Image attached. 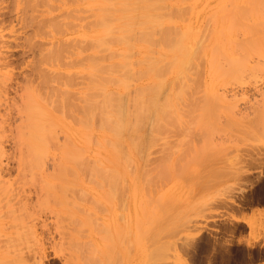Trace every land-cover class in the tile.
<instances>
[{
	"label": "rangeland",
	"instance_id": "rangeland-1",
	"mask_svg": "<svg viewBox=\"0 0 264 264\" xmlns=\"http://www.w3.org/2000/svg\"><path fill=\"white\" fill-rule=\"evenodd\" d=\"M164 1L153 14L167 33L146 29L157 39L184 36L191 57L159 41L150 48L140 40L144 26L125 30L123 43L98 45L101 0H0V264H264V0ZM110 3L113 19L148 12L146 0ZM49 13L72 24L64 39L76 56L65 49L58 63L48 26L45 36L37 32ZM81 39L86 51L77 54ZM114 50L121 55L112 60ZM152 59L164 71L161 99L176 101L143 153L128 138L116 144L102 121H81L78 107L63 112L66 102L83 105L85 92L99 103V88L132 98L157 82L146 71ZM93 62L104 73L93 74ZM107 77H126L128 89ZM27 93L37 107L30 112L54 116L44 147L25 142L34 133ZM69 154L78 160L62 174ZM22 155L34 164L19 172Z\"/></svg>",
	"mask_w": 264,
	"mask_h": 264
},
{
	"label": "bare ground",
	"instance_id": "bare-ground-1",
	"mask_svg": "<svg viewBox=\"0 0 264 264\" xmlns=\"http://www.w3.org/2000/svg\"><path fill=\"white\" fill-rule=\"evenodd\" d=\"M153 1L154 0H150V1L146 0V2H148V3L145 5V7H143V9L148 10L147 14L140 13L142 11V10H140V12H139L140 14L138 13L139 14L138 17H137V13H129V14L124 13L119 18L117 16H115L114 19H113L112 18V14L109 11V8L111 6L110 0H101V4H102V7H103V10H102V13L100 15V20H98V22H96V24H98V28H99V30L96 32V42H97V44L98 45H103V44L106 45V42L109 43V44H112V42L114 43L116 41H118V43H123V42H121V39L124 36L125 30L129 31L130 33H133L135 31V27L140 28V27L144 26L143 29L141 28V31H142L143 35L141 36L140 40L141 41L143 40L144 43H146V44L150 43L149 44L150 48H151V45L154 46L153 43H157L159 41V43L163 44L161 46L165 45L168 49L173 48V49L177 50L180 53L181 57H185V58L191 57L193 55V51L186 44V39L184 38V36H181V38L179 37L178 40L180 42H178L177 39L176 40L172 39V37H170L171 35L169 33L168 34H162L163 36H161V33H160L161 31L159 29H161L162 32H164V30H165V32L167 33V28H165V29L161 28L162 27V25H160L161 21H157L156 16L153 14V12L162 9L165 5L162 4V3H159L160 1L158 2V0L155 1V3L157 2L156 4H154ZM162 2H165V1L162 0ZM160 4L163 5V6L162 7L159 6ZM60 9H63V7H61ZM49 14L51 16L50 17H46V19H45L47 23H45V21H43L42 22L43 29H41V27H39L37 32L40 33V34L43 33L44 36H45L46 35L45 32H46V29H47V26H48V29H50V31H47V35L49 36L50 45L53 46V47L51 46L53 49H54V47L55 48L57 47L55 49L56 52H53V50L50 51L51 52L50 53V59L52 61L54 60V61H56V63H58L57 61H60L63 58L62 52L65 49L67 50V49H70L72 47V46L70 47V40L68 38L64 39V37L68 34V28L70 29L72 24L68 23L67 21H66L67 23L65 22V23L62 24L61 22H58L57 16H55V15L53 16L52 13H49ZM140 16H142V17H140ZM128 18H130V19L126 23V26H123V23L125 21H127ZM59 20H61V19H59ZM56 22H58L59 24L56 23ZM63 25H64L65 29H63ZM121 26L123 27V30L121 32H117L116 30H114L116 27H121ZM149 26H155V27L159 26L157 28L160 31L159 32L160 35H159V33H157V34L159 36H161V37L158 36V39L155 37L156 40H155V38H152V35H155V34H153L154 32L152 33L150 31H147L146 28H148ZM107 38L109 40H110V38H112V39H115L116 41L115 40L114 41L111 40L112 42H110L109 40L108 41L106 40ZM182 39H183L184 43H183ZM81 40H82L81 43L79 42V46L80 47L78 46L80 52H78L77 54H80V53L83 54V52L86 51L85 50L86 49V44H85L86 40L85 39H81ZM154 40L156 42H154ZM87 42H89V41H87ZM81 44H82L83 47L81 46ZM153 46H152V48H153ZM109 47H110V45H109ZM52 48H50V50ZM161 49H163V48H161ZM108 50H109V48H108ZM117 50L116 51L114 50V53H112V56H111L112 60L118 59L120 57L121 54H120V52L118 53ZM172 50H169V51H172ZM47 51H48V48H47ZM68 51L71 52V50H67V52H65V54L68 55ZM77 51H78V48H77ZM151 51H153V50H151ZM116 52H117V54H116ZM154 52H152V53H154ZM195 52H196V50H195ZM43 53H45L44 50H43ZM75 53H72L73 57H74V55L76 56ZM47 55H49V54L47 53ZM47 55L42 57V58L48 57ZM64 57H66V55H64ZM69 57H72L71 54L69 55ZM69 57L67 56L68 59H69ZM159 57H160V55H159ZM161 57H164V56H161ZM45 59H42V60H45ZM68 59L64 58V61H66ZM183 60H189V59H183ZM143 62H145V61H143ZM153 62H154L153 59H152V61L151 60L147 61L145 66H146V71L151 73L153 76H156V79H157L156 81L157 82H155V80H154L153 82L147 84L146 86L141 87L140 89H138L136 94L134 96H132V98H131L130 94H129V96H128V94L126 95L125 91L122 92L121 94H117V93L112 94L113 92L109 93V91H107L106 87H104L102 89L99 88V87H96V89L99 88L100 91H102V92H100L99 89H98V93L99 92L102 93L101 96L103 97V99H102L100 94H99L100 98L99 97H97V98L102 99L99 103H98V101L93 100L94 98L92 99V102L88 101L87 97L89 98V96H88L87 92H85L86 93V97H85L86 99L84 98V96H85L84 93H82V94H84V96L80 95V97L83 96V100H86L87 102L85 101V103H84V101H82L83 105L79 104V106H77V105H73L72 106L73 101H72V103H67L66 102L67 105H65V107L64 106L62 107L63 112H65L67 109H70L75 114V112H77V110H82V112H81L82 113V119H80L81 121H84L86 124L88 123L89 120L90 121L94 120V118H96L98 123L100 121L99 124H101V121H102V123H103L102 126L106 127V129L109 130V131H113L115 136H116V138L119 140L118 142H116V144H119L120 141L123 138L124 139L128 138L130 140V142L133 144L134 150L137 153H143L144 150H145L144 146L151 143L150 141L153 138V136L152 137L150 136L151 133L153 131H156V130L160 129L159 127H164V126L166 127L165 124L167 123V117L169 116L168 109L169 108L170 109H174V102L176 101L175 95L173 97L169 98V99H167L166 97L164 99H161L162 94L164 92H166V90H167V85H166L165 81L164 80H159V79H161L160 74L164 73V71L160 70V74H159V72L155 69V67H156V65H154L155 62L154 63ZM45 63H46V61H45ZM47 63H48V61H47ZM56 63H55V66H56ZM93 65L88 67V68H92ZM114 65L117 68L119 66V62H116V63L114 62ZM52 66H51V68H54V64ZM94 67L95 68L91 69V70L94 69L93 70L94 71L93 74H96L98 72L99 73H104L103 70H102V65L101 64H99V63L95 64ZM178 68H180V67L178 66ZM85 69H87V68H85ZM91 72H90V74H91L92 77H89V78H93L92 81L98 80L97 82H100V80H99L100 78L93 77V74ZM154 73H155V75H154ZM69 74L71 75V73H69ZM69 74H68V76H69ZM88 74L89 73H87V75ZM126 77H130V76L126 75ZM126 77H124L123 79L122 78H116V77H114V78L111 77V79H110L109 77H107L106 78V82H108V83L110 82L112 84V80H114V81L117 80L115 83L116 84L118 83V85L121 87L122 90L123 89L127 90L128 89L127 88L128 79ZM115 83H113V84H115ZM64 86H67V85L64 84L62 87H64ZM55 88H56V90L55 89L54 90L57 91L58 88L57 87H55ZM66 89L67 88L65 87L63 92H67V91H65ZM67 90H69V89H67ZM58 92H62V91L58 90ZM146 92L149 93V95H150L149 97H145V98L139 97L140 95H144ZM68 93L67 94L64 93L67 96H65L63 93L62 94L66 98H69V96H72V95H70V93H69V96H68ZM74 93L73 94H74L75 97H77V96L79 97V92H74ZM54 95H52V96H54ZM59 95H61V94H59ZM63 95H61V96H63ZM27 96H28V99L26 101L27 104L31 101L30 100L31 98L33 100L35 98V95H30V93H27ZM39 97H41V96L38 95L37 102H40V101H38V100H40ZM55 97H57V96H55ZM42 99L43 98H41V100ZM58 99L59 98H57V99L56 98H54V99L52 98V101L58 100ZM61 99H62V97L60 98V100ZM63 99L66 101L65 98H63ZM69 99H72V98L70 97ZM64 100H63V102H61V103H63V105L65 104ZM89 100H91V99L89 98ZM93 101L97 102V105ZM88 102H90L89 104L93 103L94 105L91 104L88 107V105L86 104ZM130 102L134 103V105L132 104L134 107L130 104ZM30 103L28 104L27 108L30 106ZM128 104L131 105L130 106L131 108L133 107L135 112H133L134 110L133 111H129V109H131V108L128 106ZM38 106H42L41 102H40V104ZM80 106H85V107H83V109H82V107L80 108ZM75 107H78L80 109L77 108V110L75 109L76 110L75 111L74 110ZM29 108H30L29 114L27 115L28 116V122L34 128V133H33V137L31 138L32 140H28V138H26L25 142L27 141V144H29V146L31 148L33 146H35V145H38L40 147H44V142L42 141V139L46 142V132H47L44 127L47 124H49L47 122V120L50 119V118L54 119V116L51 115L47 111H42V110H45V109H43V108L41 109V107H39L40 108L39 110L42 111V112H39L38 110L36 112H30V111H35L37 109V107L35 105H31ZM64 109H66V110H64ZM111 111H116L118 113V118L116 120L112 119L111 116L109 115V112H111ZM96 115H98L99 117L98 116L96 117ZM98 118H100V120ZM172 122L176 123L174 118L172 119ZM2 123H0V124H2ZM38 134L41 137V139L38 138ZM147 134H149L151 139L149 138V136ZM65 148H66V146H65ZM65 148H64V150H65ZM120 154H122V153H120ZM63 156L66 157V160H64V159L60 160L61 165L60 166L58 165L59 169H57V171H61L62 174H63L64 170H67L69 167L70 168H74L75 167L74 165H75L76 161L78 160V159L76 160L75 157L73 155H70V154L69 155H63ZM0 157H3V153H2V149L1 148H0ZM53 158H55V157H53ZM56 161H57V159H56ZM31 164H34L32 159L26 158L25 155L20 156L19 172H22L24 169L27 168L28 165H31ZM87 169H90V168H87ZM3 173H4V166H3V163H2V159L0 158V177L2 176ZM59 174H60V172H59ZM45 176L46 175H44V177ZM43 180H45V178ZM45 181L48 182V180H45ZM66 184L68 185V183H65L64 185H66Z\"/></svg>",
	"mask_w": 264,
	"mask_h": 264
}]
</instances>
